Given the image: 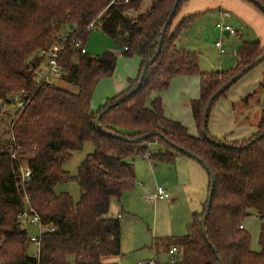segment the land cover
Returning <instances> with one entry per match:
<instances>
[{
    "label": "trees",
    "instance_id": "16d2710c",
    "mask_svg": "<svg viewBox=\"0 0 264 264\" xmlns=\"http://www.w3.org/2000/svg\"><path fill=\"white\" fill-rule=\"evenodd\" d=\"M175 1L152 0L141 11L143 0H0V104L13 106L16 94L24 102L21 109L13 107L15 118L7 115V129L0 135V264H117L109 259L121 255V219L107 214L112 199L120 200L135 186L136 157L173 163L176 154L187 155L186 150L200 157L208 170V198L203 211L193 213L186 234L154 242L157 253L176 247L172 264H264V107L256 130L241 141L211 135L209 114L205 116L207 107L210 112L219 96L261 62L256 61L264 48L259 40H243L233 68L201 71L197 52L177 45L196 18L186 16L174 25L187 0H179L160 45ZM247 1L264 13V0ZM92 21L96 27L88 30ZM69 28L75 31L62 45L58 61L64 82L78 86L77 91L39 82L36 73L46 62L40 53L54 41L60 43ZM96 28L119 43L122 55L139 56L140 67L125 89L95 110L92 99L98 82L117 65L113 51H86ZM237 74L240 77L217 94ZM179 75L199 77L200 95L190 106L200 135L165 114L159 94ZM87 141L94 143V150L71 175L64 166ZM152 144L159 149L152 150ZM21 168L31 171L24 183ZM74 179L81 189L78 200L69 192H56L59 183ZM26 195L42 222L53 228L42 234L36 255L29 252L34 243L30 230L18 218ZM252 214L261 221L260 251L251 249L244 225Z\"/></svg>",
    "mask_w": 264,
    "mask_h": 264
},
{
    "label": "rangeland",
    "instance_id": "374dc122",
    "mask_svg": "<svg viewBox=\"0 0 264 264\" xmlns=\"http://www.w3.org/2000/svg\"><path fill=\"white\" fill-rule=\"evenodd\" d=\"M151 3L152 0H143L140 10H147ZM218 22L224 25L229 23L234 30L243 31L242 39H248L245 26H242L241 22L234 17H223L219 9L199 15L198 19L184 31L177 45L197 52L201 71L225 72L236 64L238 56L235 49L239 48L242 39L236 35L227 36L223 31L218 32L216 28ZM217 41L222 43V47L226 50L224 53L220 52V47L216 45ZM58 45L54 41L46 52L58 48ZM85 49L93 55H102L107 50L117 55V65L113 74L101 78L95 89L92 107L96 110L108 98L125 89L130 78L138 76L140 58L137 55L131 57L122 55L119 43L100 28L92 30ZM43 66L44 63L39 65L38 69ZM64 81H66L65 77L63 80L59 79L57 84L59 83L68 90L77 91L78 86ZM199 88L198 75H179L171 81L170 86L163 93L167 115L183 122L189 133L194 135H200V130L192 116L190 100L199 93ZM154 95L152 94L151 98ZM263 107L264 60L215 100L209 112L208 130L211 135L220 140L247 139L256 130ZM1 109L12 112L13 107L1 103ZM8 118L6 113L0 111V119H3L0 122V135L4 129H7ZM159 147L157 144H152L151 149L155 151ZM93 150L94 143L85 142L82 149L75 151L66 162L65 169L71 175H76L80 163ZM134 169L135 186L126 191L120 200L112 199L110 211L107 214L110 216L119 211L123 215L121 218L122 253L118 257L112 256L111 260L119 264H144L153 261L165 264L169 262L170 254L163 249L157 253L154 242L187 233L193 213L203 211L208 198L210 176L201 162L185 154H176L173 163L166 161L154 163L148 157L138 156L134 162ZM157 185L168 187L171 200L152 203L147 201L145 194L153 195ZM55 190L56 192H69L74 200H78L81 193L80 185L75 179L59 183ZM244 225L251 236V249L260 251L261 221L259 217L255 214L247 216ZM29 230L31 234H38L35 226H31ZM37 251L38 245L31 243L30 254L36 255Z\"/></svg>",
    "mask_w": 264,
    "mask_h": 264
},
{
    "label": "crops",
    "instance_id": "0c3cea01",
    "mask_svg": "<svg viewBox=\"0 0 264 264\" xmlns=\"http://www.w3.org/2000/svg\"><path fill=\"white\" fill-rule=\"evenodd\" d=\"M215 9H219V12L225 18L226 17H229V18L234 17L235 19L240 21L242 26H245V28H246L248 39H242L243 38V33H242L243 31L240 32L238 30H235V33H231L228 29H226L225 26H230L229 23H227L225 25L222 22L216 23V28H217L218 32L223 31L227 34V36L236 35L238 38H241L242 41L243 40H251V41L259 40L261 42V46L264 48V13L255 4H253L252 2L247 1V0H187L186 2L183 3L182 7L180 8V11H179L175 21H176V23H178L182 18H184L186 16L196 15V18L194 20V22H195L198 19L199 15L206 13L207 11H211V10H215ZM175 21H174V25H176ZM235 52L237 55V49H235ZM237 62H238V58H237L236 63ZM164 92H165V90L159 94L162 98H163ZM199 95H200V88H199V93L197 95H194L191 98V100L199 98ZM163 102H164V98H163ZM164 105H165V102H164ZM165 114L167 117L172 118L169 115H167L166 109H165ZM173 119H175V118H173ZM175 120H178V119H175ZM163 186L168 189L167 186H165V185H163ZM155 191H156V188L154 190V193H155ZM154 193H153V195L145 194V198L147 199L148 202L152 203V202H156V201H163V200L169 201V200H171V197L167 198V199H156L154 197ZM111 216H119L121 219L123 215L121 214V212L117 211L116 214L114 213ZM121 227H122V222H121ZM122 245H123V241H122V233H121V253H122ZM110 260H111V258L109 259V261ZM110 262L117 263L115 260H111ZM117 264H119V263H117Z\"/></svg>",
    "mask_w": 264,
    "mask_h": 264
},
{
    "label": "built area",
    "instance_id": "2783aa9c",
    "mask_svg": "<svg viewBox=\"0 0 264 264\" xmlns=\"http://www.w3.org/2000/svg\"><path fill=\"white\" fill-rule=\"evenodd\" d=\"M95 22L92 21L86 28L91 30L95 28ZM231 33H235V30L230 26H225ZM75 31V28H69L65 35L60 38V43H58V48H53L49 52L42 51L40 55H45V63L44 66L37 69V80L39 82L46 83L48 85L57 84L59 79L62 77L63 71L59 64L58 57L59 51L63 49V44L67 41V37ZM216 45L220 47V52L224 53L226 50L222 47V43L220 41L216 42ZM14 105L12 107H16L17 109H21L24 107V102L22 99H19V96L16 94L13 97ZM5 105V104H4ZM2 113H6L8 116L11 115L12 119L16 117V114H13L14 111L8 112L5 110H0ZM14 157L16 156L15 153L12 154ZM31 175V171L28 168H21V181L22 183L29 181ZM154 197L156 199H167L171 197L170 191L162 185H158L156 187V191L154 193ZM18 218L22 225H26V228L29 230L31 226H35L38 230V234H30V239L32 242L38 245V251H40L41 246V236L42 234L47 231L53 229L50 226L45 225L42 222L41 216L35 207L32 205L28 195L25 196L24 199V208L20 211ZM243 227V225H240ZM170 260L165 264H172L177 258V248L172 247L169 251Z\"/></svg>",
    "mask_w": 264,
    "mask_h": 264
},
{
    "label": "water",
    "instance_id": "95a60500",
    "mask_svg": "<svg viewBox=\"0 0 264 264\" xmlns=\"http://www.w3.org/2000/svg\"><path fill=\"white\" fill-rule=\"evenodd\" d=\"M252 1H253L254 3H257V4H258V1H257V0H252ZM178 3H179V0H176V1H175V4H174V6H173V8H172V10H171V12H170L169 18H168V20L166 21V23H165V25H164V27H163V29H162V31H161V42H160V45H161L162 42H163V37H164V35H165V33H166V30H167L168 25L170 24V22L172 21V19H173V17H174V14H175L176 8H177V6H178ZM160 49H161V47H159V49L157 50L156 55L160 52ZM263 59H264V54L261 55V56L257 59L256 62L262 61ZM250 67H251V66H248L247 69H249ZM144 73H145V70L143 71V73H142V75H141V78H140V80H139V83H138L139 86L142 84V80H143V77H144ZM240 75H241V74H237L236 76H233V77H232V78H231L226 84H224V85L220 88V90L218 91L217 94H220V93H221L222 91H224L227 87H229L234 81H236V80L240 77ZM106 110H107V109H106ZM106 110H105V111H106ZM208 114H209V107L206 108L205 116L207 117ZM101 115H102V114H100V115L98 116V121L100 120ZM206 121H207V120H205V122H206ZM203 132H204V134L207 133L205 129L203 130ZM146 136H147V135H146ZM170 144H171V146H173V147L176 148L175 143H170ZM178 149H179L180 151L183 150L182 147H178ZM186 154H187L188 156H190V157L195 158V159L198 160L199 162H201V158H200V157H197V156H196L195 154H193L192 152L186 150ZM211 184H212V187H211V190H210V192H209V203L211 202V198H212V195H213V187H214V179H213V178H211ZM205 217H206V215H205ZM205 217H204V218H205ZM204 218H203L202 220H204Z\"/></svg>",
    "mask_w": 264,
    "mask_h": 264
}]
</instances>
